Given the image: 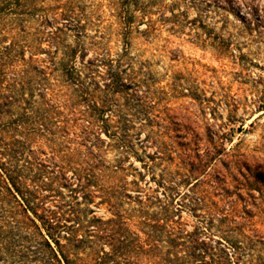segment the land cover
Segmentation results:
<instances>
[{
    "label": "rangeland",
    "instance_id": "374dc122",
    "mask_svg": "<svg viewBox=\"0 0 264 264\" xmlns=\"http://www.w3.org/2000/svg\"><path fill=\"white\" fill-rule=\"evenodd\" d=\"M74 3L83 12V27L69 28L71 23L65 19L52 20L55 4L50 0H29L21 7H43L44 11L32 15L2 13L0 45L12 42L38 49L56 40L75 49L80 87L93 92L97 103L113 100L116 106L105 110V116L118 109L128 122L127 143L115 137L123 131L114 119L98 130L99 158L110 166L121 157L124 170L118 176L125 174L127 181L133 179L139 187L129 185V196L113 195L115 182L103 167L95 173L97 181L92 182L100 185V191L74 192L75 181L61 178L41 185V189L34 186L31 199L37 210L31 215L39 231L63 233L58 225L74 223L73 215L80 217V231H85L83 226L90 216L111 217L110 205L133 216L139 206L154 213L170 201L169 209L176 213L185 192L194 197L191 190L187 192L194 180H184L185 163L190 162L188 149L194 148L199 138V148L204 150L205 139L213 133L215 138L223 137L228 155L216 169L213 166L219 174L210 169L215 177L204 188L220 208L228 209L236 202L242 217L234 220L239 225L228 232L229 237L250 241L255 255L264 257V0H157L160 7L153 10L151 28L130 33L117 28L107 0ZM145 25L142 22L139 28ZM31 74L25 76L32 83ZM30 91L26 89L25 96L30 97ZM148 101L157 117L146 127L140 109ZM19 111L12 106L5 121ZM151 131L159 135L158 144L152 143ZM71 147L76 145L71 143ZM80 151L75 156L82 159L85 150ZM36 157V161L46 159L44 154ZM18 162L21 175L32 184L28 178L37 174L39 166L33 161ZM45 164L48 175L52 166ZM67 174L70 176L72 170ZM189 196L175 215L188 231L203 215V209L192 210ZM220 224L214 220L212 229H227L229 225ZM129 229L136 231L133 223ZM105 242L104 237H98L92 247L109 250L117 246ZM10 247L20 250L21 244L15 240ZM18 259L0 253V264H19Z\"/></svg>",
    "mask_w": 264,
    "mask_h": 264
},
{
    "label": "trees",
    "instance_id": "16d2710c",
    "mask_svg": "<svg viewBox=\"0 0 264 264\" xmlns=\"http://www.w3.org/2000/svg\"><path fill=\"white\" fill-rule=\"evenodd\" d=\"M28 1L2 0L0 15L19 17L44 11L39 5L22 9ZM50 1L55 4L50 15L52 20L65 19L71 23L69 28L83 27V12L75 5V0ZM107 5L117 28L124 33L133 29L147 32L153 22V10L160 7L157 0H107ZM142 22L146 23L144 29L139 28ZM31 72L30 77L35 81L32 83L25 76ZM80 75L75 64V49L60 41H51L38 49L12 42L0 45V253L19 258V264H264V257L259 253L255 255L250 241L243 243L229 237L228 232L239 225L234 220L242 217L236 202H231L228 209L220 208L204 188L210 178L215 177L210 169L228 155L223 137L215 138L213 133L205 139L204 150L199 148V138L196 139L198 143L194 142L195 147L188 149L190 162L185 163L184 180H194L187 191L191 190L194 197L185 192L179 205H184V199L189 196L194 212L203 209L200 218L204 224L198 221L190 231L186 230L180 217L175 218L179 207L173 213L168 201L154 213L139 206L133 216L110 205L111 217L90 216L83 226L85 231H80L82 227L77 215H73L74 223L58 225L63 233L59 230L56 234L39 231L31 215H36L37 210L31 199L34 186L41 189V185L61 178L67 182L75 181L74 192L100 191V185L92 182L97 181L95 173L103 167L115 182L114 187L111 186L113 195L129 196V185L139 187L135 180L127 181L125 174L118 176L124 170L121 157L110 166H105L99 158L98 130L106 128L114 119L123 131L118 137L114 136L127 143L128 122L118 109L105 116V110L114 108L115 102L104 99L97 103L93 92L80 87ZM26 89L31 90L30 97L25 96ZM14 105L20 110L18 115L5 121L4 116ZM153 107L149 101L141 104L143 126H151L155 121L157 116ZM151 132L152 143L158 144L159 135ZM232 135L230 129V141ZM71 143L76 148L71 147ZM81 148L85 150L82 159L75 156L81 153ZM169 153L174 152L170 150ZM36 154H44L46 159L36 161ZM20 159L39 166L37 174L28 178L32 184L21 175ZM78 161L83 165H78ZM45 163L52 166L48 173L46 171L48 175L44 173ZM68 169L72 170L70 176ZM215 169L216 175L219 174ZM139 202L143 203L142 198ZM214 220L229 225L227 229L213 230ZM130 222L136 231H130ZM232 223L235 225H230ZM98 237H104L108 245L116 243L117 246L109 250H104L103 246L96 249L92 245H96ZM15 240L21 244L20 250L10 247Z\"/></svg>",
    "mask_w": 264,
    "mask_h": 264
}]
</instances>
